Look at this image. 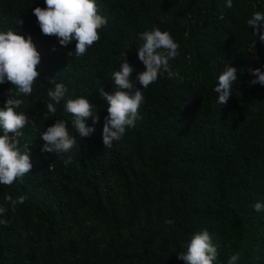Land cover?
I'll list each match as a JSON object with an SVG mask.
<instances>
[{
	"label": "trees",
	"instance_id": "16d2710c",
	"mask_svg": "<svg viewBox=\"0 0 264 264\" xmlns=\"http://www.w3.org/2000/svg\"><path fill=\"white\" fill-rule=\"evenodd\" d=\"M96 3L107 24L76 57L75 41L61 46L41 32L33 9L46 7L45 0H0V31L30 35L41 54L40 78L30 96L18 97L17 109L29 119L20 142L29 144L33 168L11 186L0 185V205L9 208L0 215L7 221L0 224V264H184L177 254L204 229L217 246L215 264L237 252V264H264V211L253 207L264 202V86L250 84L247 71L264 70V42L247 24L264 11V0H232L230 8L227 0ZM156 27L180 45L170 61L179 77L165 74L141 89L142 118L104 149L107 100L99 89L114 90L110 78L125 45L132 79L144 70L138 34ZM230 63L238 79L220 105L213 89ZM52 78L66 85V98L85 96L95 105L99 121L91 136H78L65 101L55 117L47 112ZM11 87L0 84V108ZM56 119L67 120L77 140L70 153L42 151L40 135ZM86 123L93 126L91 118ZM9 194L27 197L15 212L5 203Z\"/></svg>",
	"mask_w": 264,
	"mask_h": 264
},
{
	"label": "clouds",
	"instance_id": "9594fccd",
	"mask_svg": "<svg viewBox=\"0 0 264 264\" xmlns=\"http://www.w3.org/2000/svg\"><path fill=\"white\" fill-rule=\"evenodd\" d=\"M45 4L46 7L37 6L33 9L41 32L47 36H55L61 46L67 47L75 41L76 57L85 55L87 49L100 40L99 30L107 24V19L99 14L96 0H45ZM227 7H232V0H227ZM165 19L162 18L161 22H165ZM15 24L23 25V20L17 18ZM247 24L255 29V37L258 36L264 42V11L254 12ZM138 40L142 41L137 49L138 59L143 63L144 70L132 79L135 68L127 59V51L130 49L125 45L126 50H122L120 55V69L110 78L114 82V90L107 92L102 87L99 89L101 96L107 100V116L104 118L102 133L104 149H110L114 141H120L126 130L134 127L136 121L142 118L140 108L144 95L141 89L147 88L165 74L169 79L179 77L170 61L179 56L180 45L169 31L156 27L139 33ZM72 54L73 50L68 52V56ZM40 63L41 54L30 35L25 37L14 29L0 31V84L7 82L12 85L5 93L7 99L4 106L0 108V185L11 186L16 180H22L33 168L29 144L21 145L20 142V137L24 134L22 129L29 123V119L17 109L23 104V100L18 97L32 94L33 85L41 75L38 69ZM247 71L253 77L250 84L264 86V70L248 68ZM237 79V67L231 63L225 65L213 89L218 94L220 105L227 104L233 95L232 89ZM49 83L54 88L47 92V112L55 117L56 105L65 101L64 111L73 117L71 126L78 136H91L95 132V123L99 121L95 105L85 96L66 98L68 88L65 84L56 82L55 78L50 79ZM89 118L93 120V126L87 125ZM40 137L44 141L42 151L52 154L70 153L77 143L69 132L68 121L64 119H56ZM70 160L69 156L65 164ZM26 199L25 195L14 198L9 194L5 196V203L10 205L11 212H15L17 206ZM253 207L257 212L264 211V202H256ZM7 211L9 208L0 205V215ZM6 223L7 221L0 220V224ZM164 223L172 226L175 221L166 219ZM217 256V246L213 244L209 231L204 229L191 236L186 251L179 252L177 259L184 264H215ZM239 257L238 252L231 255L227 264H237Z\"/></svg>",
	"mask_w": 264,
	"mask_h": 264
}]
</instances>
